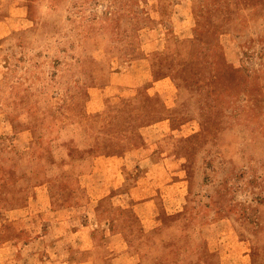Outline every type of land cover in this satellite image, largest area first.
Here are the masks:
<instances>
[{
    "label": "rangeland",
    "instance_id": "obj_1",
    "mask_svg": "<svg viewBox=\"0 0 264 264\" xmlns=\"http://www.w3.org/2000/svg\"><path fill=\"white\" fill-rule=\"evenodd\" d=\"M178 1L24 2L26 25L0 41V245L264 264V0H187L180 27ZM143 56L146 76L130 68ZM43 186L67 212L16 217ZM148 194L149 220L132 206Z\"/></svg>",
    "mask_w": 264,
    "mask_h": 264
},
{
    "label": "crops",
    "instance_id": "obj_2",
    "mask_svg": "<svg viewBox=\"0 0 264 264\" xmlns=\"http://www.w3.org/2000/svg\"><path fill=\"white\" fill-rule=\"evenodd\" d=\"M26 0H21V3H18L16 6L17 8V12L11 13L9 11H7L6 13L2 14L0 16V41L2 39H4L5 37H7L11 32H13V30H17L20 27H22L23 25H26L27 21H28V17L26 15V12L24 13L23 8H26L25 2ZM175 6L177 8H175L173 10L171 19L173 20V23L180 27V26H188L190 23V10H191V6L190 4L187 2V0H179ZM188 28H185V31H188ZM190 29V28H189ZM181 30H178V32ZM145 60V57H141L138 58V60H134V62L131 63L130 68L134 69L135 71L137 70L138 73L137 74H141L143 76H146L145 72L143 70H141V68H143V61ZM128 79L132 80V79H136V82L133 83V85L131 87H127L130 90L135 89L138 86H141L144 82L142 81V78H140L139 80H137L136 76H131ZM143 83H142V82ZM161 85H165L167 86V82L166 79H161L159 81L156 82V87L160 89V87H162ZM123 93H126L125 91H123ZM97 100V99H95ZM39 194L31 199L29 201V203H27V205H25L24 207L21 208H14L12 211L15 213H19L16 217L18 216H27L30 215L29 217L31 218L32 214H34L36 211V213H38V211H42L43 214L46 216L45 219L49 220L51 223L54 222L53 219H51V217L53 216V213H56V211L61 212V211H66L67 210H55L53 209V207L50 204V194L49 191L46 189L45 186L43 187H39L38 189ZM145 195V194H144ZM137 196V200L135 201V203H133V207H134V211H136L137 215H139L141 218L143 217L144 219L149 220L151 217V213H150V209L148 208L149 203L151 200L150 197L152 196V194H148L145 198V196ZM149 198V199H148ZM47 200V202H46ZM39 202H43L44 206H42L41 208L33 211L35 204H38ZM48 205V206H47ZM75 208V207H72ZM75 211V209H74ZM63 214L65 212H62ZM58 217L60 216V214L57 215ZM63 217V216H62ZM65 218V217H63ZM75 218V217H74ZM1 220V217H0ZM75 220V219H74ZM49 222V223H50ZM58 222V221H57ZM1 224V222H0ZM72 225V231L73 233L76 232V230L78 232H80V228L81 227V223L76 224V222H73ZM78 225L79 229H76V226ZM65 231V228H63ZM148 230V228H147ZM43 245V250L45 251V254H43L42 252L39 251H33L30 250L28 252V250L26 249V243H20L19 242H9V243H4L2 245H0V264H81L80 261L74 260L73 262H71L70 259L67 258V256H58V257H53L52 256V252L50 250H48V248L42 243ZM76 244L74 243V246ZM22 253V257L21 254ZM48 253V254H47ZM54 253V252H53ZM52 256V257H51ZM119 256L118 258L121 259V261H123L122 263L126 262L128 263L130 258H133L134 256L129 255V254H119L117 255ZM51 257V258H50ZM136 257V256H135ZM135 261H137L136 258H134ZM136 263V262H135ZM133 262V264H135ZM130 264V263H129Z\"/></svg>",
    "mask_w": 264,
    "mask_h": 264
}]
</instances>
